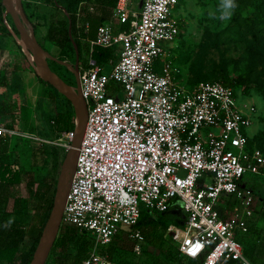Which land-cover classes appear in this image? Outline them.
Segmentation results:
<instances>
[{
  "label": "built area",
  "instance_id": "obj_1",
  "mask_svg": "<svg viewBox=\"0 0 264 264\" xmlns=\"http://www.w3.org/2000/svg\"><path fill=\"white\" fill-rule=\"evenodd\" d=\"M133 1L112 6V18L127 20L128 29L102 22L90 40L91 47L118 49L108 70L91 55L78 64L87 118L61 224L87 232L92 244L68 264H120L106 249L114 239L139 252L142 209L163 211L173 196L184 219L166 229L179 254L201 264H253L237 230H247L254 210L255 189L245 175L261 173L264 163L247 129L257 106L221 78L189 84L172 64L164 41L181 34L173 14L181 0H142L139 8ZM13 134L30 136L0 123V135Z\"/></svg>",
  "mask_w": 264,
  "mask_h": 264
},
{
  "label": "rangeland",
  "instance_id": "obj_2",
  "mask_svg": "<svg viewBox=\"0 0 264 264\" xmlns=\"http://www.w3.org/2000/svg\"><path fill=\"white\" fill-rule=\"evenodd\" d=\"M55 1L21 0V3L35 26V36L42 46L57 58L74 64L75 49H55L45 39L49 22L59 21L58 17L62 16ZM58 1L66 3L68 0ZM235 3L237 7L231 19L223 21L219 19L220 0H181L173 8V14L181 20V34L172 41H164V44L172 46L171 62L183 71L189 81L227 78L244 88H240V91L246 92L257 106L255 123L247 128L252 131L250 145L259 148L264 159V0H235ZM132 6L137 7L136 1ZM7 16L10 14H5L6 20ZM112 26L115 27V22ZM17 36L14 31L7 33L0 29V123L12 127L17 124L30 136H10L6 151L0 152V159L12 161L21 167L23 178L12 189L19 195H28L30 175L38 178L46 175L49 185L56 183L61 162L74 137L75 128L74 125L69 126V121L76 110L68 97L35 71ZM113 51L118 53L116 47ZM87 53L84 46L79 60L86 59ZM45 58L54 72L75 86V77L69 67L48 56ZM105 67L108 70L109 65L105 63ZM242 99L239 97V100ZM58 113H61L60 122L57 121ZM16 118H19L18 122ZM261 170V173L245 175L249 183H254V210L247 218V230H237V237L253 264H264V163ZM206 181H211L210 175H206ZM31 185L33 192L35 185ZM29 198L28 210L21 215L24 219L32 214L37 203L36 198ZM6 208L9 209L10 205ZM60 227L56 235L58 239L64 233V228ZM143 230L149 233L147 226ZM156 231L167 241V248L173 247L166 228L158 227ZM118 242L125 256L136 264H151L161 251L150 243L147 236H144L141 250L132 254L128 253L131 250L129 240ZM31 243V239L27 240L23 249L27 250ZM60 254V245L56 242L51 246L45 263L61 264L63 259ZM169 261L171 264H199L198 259H190L179 253ZM0 264L9 263L0 261Z\"/></svg>",
  "mask_w": 264,
  "mask_h": 264
},
{
  "label": "trees",
  "instance_id": "obj_3",
  "mask_svg": "<svg viewBox=\"0 0 264 264\" xmlns=\"http://www.w3.org/2000/svg\"><path fill=\"white\" fill-rule=\"evenodd\" d=\"M94 1L95 3L101 5L102 8L107 9L106 11H108V8L111 7L116 0ZM78 2L79 0H70L68 5H60L63 8L60 11L62 16L59 17L58 23L48 24L46 36L49 40L61 47V49H74V45L72 43L73 40L77 46L78 52L80 53L79 42L75 37H73V34H75L74 30L76 28L75 8ZM4 10L5 7L1 4L0 29L2 28L5 32L9 33L10 30L4 23ZM86 14L87 13L85 12V15ZM66 16L68 20L65 18ZM103 18H105V15L89 16L87 19L88 26H90L92 29H97V26ZM7 20L15 33L19 34L11 16H7ZM119 28L128 29L129 22L124 20L120 23ZM33 29L35 31L34 24ZM111 55V48L98 44H94L91 51L92 58L99 64H105ZM223 80L226 82H231L236 88H243L227 78H224ZM187 81L189 84L197 82L189 81L188 79ZM46 82L51 84L49 81ZM60 116L61 113H58V122L61 120ZM74 120L75 115H72V118L69 121L70 127H73ZM8 139L9 138L6 135H0V152L6 151ZM22 178L23 174L21 167H19L17 163L0 159V261H6L9 264H28L43 225L50 212L55 190V184L49 185L46 175H42L39 178L30 175L28 181L30 183L28 195H15L16 193L12 188L17 185L22 180ZM31 184L35 185L33 192L31 190ZM251 185L254 187L253 182H251ZM29 197L36 198L37 203H35L32 209V214L24 219L21 215H23L28 210ZM10 198H12V200H10ZM9 202L11 205L10 208L7 209L6 206L9 205ZM225 208L229 209L228 203H226ZM183 219L184 214L182 212L181 201L178 196L171 197L168 201L166 209L163 211H157L152 214L148 209H142L139 226L141 227L144 236H147V239L150 241V243L153 246L161 249L160 253L154 257L155 259L151 264H171L169 260L179 253L174 242L170 241L173 247L167 248V246H165L167 241L162 238V234L156 231V229L158 227L166 228L169 223L182 224ZM60 226V229L64 228V233H62L60 239L56 238L54 240L53 245H55L56 242H58L60 245V256L63 259L61 264H68L69 262L85 257L88 254L92 244L90 235L85 231L78 232V229L73 225L71 226L69 224L62 223ZM145 226H147L149 229V233L147 232V234L143 230ZM151 230L152 233L150 234ZM29 239L32 240V243L27 250H24L23 245ZM106 249L110 258L120 261V264H136L134 263L133 259L125 256L126 253L125 251L121 250L118 239L111 241L107 245ZM128 253L132 254L134 252L130 250ZM199 264H201L200 261ZM229 264H232V261H229Z\"/></svg>",
  "mask_w": 264,
  "mask_h": 264
},
{
  "label": "water",
  "instance_id": "obj_4",
  "mask_svg": "<svg viewBox=\"0 0 264 264\" xmlns=\"http://www.w3.org/2000/svg\"><path fill=\"white\" fill-rule=\"evenodd\" d=\"M141 1L142 0L136 1L137 7L135 8L140 7ZM2 3L5 7V10L3 13L4 22L6 26L8 27V29L11 31H14L11 28L8 20H6V17H5L6 13L10 14L19 32V34L17 35L23 34L26 40L28 41V43L30 44V46L36 52L43 53L45 57L48 56L66 65L67 67H69L72 70L74 77H75V81H76L74 87L76 88V91H77L76 98H77L78 111L75 112L74 137L72 139L71 145L68 147L64 155V158L61 162L59 173H58L56 183H55V190L53 194L52 206L48 214V217L46 218V221L43 225V228L41 230L40 236L33 250L32 256L28 262V264H44L46 261L47 255L51 249V246L54 243L59 227L61 225L62 210H63V206L65 202V197H66V193H67V190H68V187H69V184H70L73 172H74L77 150H78V146L80 144V141H81V138L84 132L85 124H86L87 106L82 96L81 88H80L79 68H78L79 54H78L76 45L74 41L72 40L74 43L75 52H76V62L74 64L69 61H66L65 59H60L52 55L37 40L35 33H34L33 26L31 22L29 21V19L27 18L26 13L23 9L21 0H17V5L19 7L21 16L25 19L26 23L29 25V29L23 25L21 18L19 17V14L10 7L9 5V3H11L10 0H2ZM69 31H70V27H69ZM49 82L51 83V81Z\"/></svg>",
  "mask_w": 264,
  "mask_h": 264
},
{
  "label": "crops",
  "instance_id": "obj_5",
  "mask_svg": "<svg viewBox=\"0 0 264 264\" xmlns=\"http://www.w3.org/2000/svg\"><path fill=\"white\" fill-rule=\"evenodd\" d=\"M69 2H70V0H68L66 3H59V1L57 2V0H56L55 4H56L57 8L63 9L60 5H68ZM132 4H133V2H132ZM112 6L108 8V11H106L107 9L102 8L101 5H99L98 3H95L94 0H79V2L77 3L76 8H75L76 28L74 30L75 34H73V37H75L78 40V42H79V50H80V53L78 52L79 58L82 55V51H83V47L84 46L88 50L87 56L91 55V51L93 49V46L91 47V45H90V40L95 38L96 29H92L90 26H88V20L87 19H88L89 16L105 15V18H103L100 21V23H102V22H111V23L115 22V28L119 27L120 24L117 23L116 20H114V18H112ZM85 12L87 13L86 15H85ZM65 18L68 20L67 16ZM50 23L56 24V23H58V21H56V22H52L51 21V22H49V24ZM32 26H33V24H32ZM45 39L50 43V46L52 48H55V49L56 48H60L61 49V47H59L57 44H55L54 42L49 40L47 38L46 34H45ZM72 43H73V41H72ZM84 44H86V45H84ZM73 45H74V43H73ZM76 48H77V46H76ZM74 49H75V47H74ZM113 50L114 49H112V52H114ZM79 62H80V60H79ZM79 62H78V64H79ZM7 137L9 138L10 136H7ZM15 195H18V193H16ZM10 200H12V198H10ZM9 205H11L10 202H9Z\"/></svg>",
  "mask_w": 264,
  "mask_h": 264
},
{
  "label": "bare ground",
  "instance_id": "obj_6",
  "mask_svg": "<svg viewBox=\"0 0 264 264\" xmlns=\"http://www.w3.org/2000/svg\"><path fill=\"white\" fill-rule=\"evenodd\" d=\"M10 7L15 10L25 27L29 29V25L26 23L25 19L21 16L19 7L17 5V0H10ZM18 42L25 48L28 55V59L31 61L35 71L42 76L44 79L51 81L54 87L66 97H68L74 104L76 111H78L77 105V91L76 88L65 82L56 72H54L47 64L46 58L43 53L36 52L28 43L23 34L17 36ZM52 59V58H51ZM75 131V130H74ZM75 133V132H74ZM74 135V134H73Z\"/></svg>",
  "mask_w": 264,
  "mask_h": 264
},
{
  "label": "clouds",
  "instance_id": "obj_7",
  "mask_svg": "<svg viewBox=\"0 0 264 264\" xmlns=\"http://www.w3.org/2000/svg\"><path fill=\"white\" fill-rule=\"evenodd\" d=\"M236 7L235 0H220L219 19L223 21L230 20ZM210 15L214 16L216 13H211Z\"/></svg>",
  "mask_w": 264,
  "mask_h": 264
},
{
  "label": "flooded vegetation",
  "instance_id": "obj_8",
  "mask_svg": "<svg viewBox=\"0 0 264 264\" xmlns=\"http://www.w3.org/2000/svg\"><path fill=\"white\" fill-rule=\"evenodd\" d=\"M62 78V77H61ZM63 79V78H62ZM64 80V79H63ZM65 81V80H64ZM66 82V81H65ZM68 83V82H67ZM70 84V83H69ZM72 85V84H71Z\"/></svg>",
  "mask_w": 264,
  "mask_h": 264
}]
</instances>
